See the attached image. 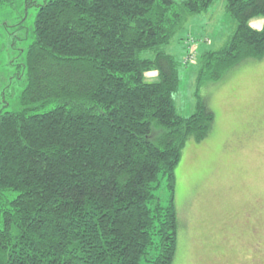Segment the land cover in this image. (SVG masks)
<instances>
[{
	"label": "trees",
	"instance_id": "16d2710c",
	"mask_svg": "<svg viewBox=\"0 0 264 264\" xmlns=\"http://www.w3.org/2000/svg\"><path fill=\"white\" fill-rule=\"evenodd\" d=\"M217 1H31L22 109H0V264L173 263L174 171L215 114L197 94L195 112L178 114L179 64L163 48ZM225 3L235 29L201 56L197 87L264 57V0ZM255 18L262 29L249 25ZM184 42L196 54L193 39ZM161 178L166 207L155 195Z\"/></svg>",
	"mask_w": 264,
	"mask_h": 264
},
{
	"label": "rangeland",
	"instance_id": "374dc122",
	"mask_svg": "<svg viewBox=\"0 0 264 264\" xmlns=\"http://www.w3.org/2000/svg\"><path fill=\"white\" fill-rule=\"evenodd\" d=\"M31 1L44 2L17 0L0 8L3 112L22 109L18 99L25 85L24 50L33 40L37 11ZM225 4L219 0L206 12L189 17L163 48L179 64L180 83L173 96L178 114L187 118L195 112L196 94L208 101L215 114L206 138L185 143L174 171L178 230L172 264H264V57L240 64L219 81L196 84L201 56L219 50L235 29ZM249 25L260 30L263 19L255 18ZM190 38L196 53L190 52L192 57L186 55L184 42ZM151 56L147 53L143 58ZM145 81L156 82V74H145ZM160 181L155 195L166 207L167 182Z\"/></svg>",
	"mask_w": 264,
	"mask_h": 264
},
{
	"label": "built area",
	"instance_id": "2783aa9c",
	"mask_svg": "<svg viewBox=\"0 0 264 264\" xmlns=\"http://www.w3.org/2000/svg\"><path fill=\"white\" fill-rule=\"evenodd\" d=\"M191 54L194 55V52H191ZM191 54H190V55H191ZM192 55H191L190 57H192ZM190 60H191V59H190Z\"/></svg>",
	"mask_w": 264,
	"mask_h": 264
}]
</instances>
